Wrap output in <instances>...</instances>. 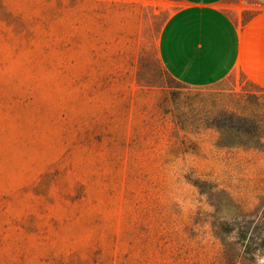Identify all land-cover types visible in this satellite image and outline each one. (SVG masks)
Instances as JSON below:
<instances>
[{
    "label": "rangeland",
    "instance_id": "1",
    "mask_svg": "<svg viewBox=\"0 0 264 264\" xmlns=\"http://www.w3.org/2000/svg\"><path fill=\"white\" fill-rule=\"evenodd\" d=\"M178 7L0 0V264H264V88L174 80Z\"/></svg>",
    "mask_w": 264,
    "mask_h": 264
},
{
    "label": "crops",
    "instance_id": "2",
    "mask_svg": "<svg viewBox=\"0 0 264 264\" xmlns=\"http://www.w3.org/2000/svg\"><path fill=\"white\" fill-rule=\"evenodd\" d=\"M161 27L157 55L186 86L217 83L241 70L264 88V0H177Z\"/></svg>",
    "mask_w": 264,
    "mask_h": 264
}]
</instances>
